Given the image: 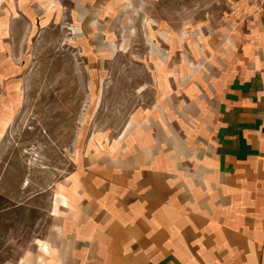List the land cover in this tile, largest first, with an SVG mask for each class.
<instances>
[{"label":"rangeland","instance_id":"rangeland-1","mask_svg":"<svg viewBox=\"0 0 264 264\" xmlns=\"http://www.w3.org/2000/svg\"><path fill=\"white\" fill-rule=\"evenodd\" d=\"M49 1L16 25L18 110L0 136V264L38 250L71 177L117 155L133 120L209 93L264 25V0Z\"/></svg>","mask_w":264,"mask_h":264},{"label":"crops","instance_id":"crops-1","mask_svg":"<svg viewBox=\"0 0 264 264\" xmlns=\"http://www.w3.org/2000/svg\"><path fill=\"white\" fill-rule=\"evenodd\" d=\"M50 4L0 0V136L18 110L17 22ZM255 32L209 93L143 113L117 155L75 173L53 233L9 264H264V25Z\"/></svg>","mask_w":264,"mask_h":264}]
</instances>
